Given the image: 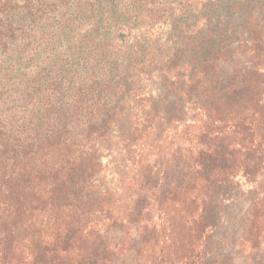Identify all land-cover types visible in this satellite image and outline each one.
<instances>
[{"label":"trees","instance_id":"1","mask_svg":"<svg viewBox=\"0 0 264 264\" xmlns=\"http://www.w3.org/2000/svg\"><path fill=\"white\" fill-rule=\"evenodd\" d=\"M233 252L264 264V0H0V264Z\"/></svg>","mask_w":264,"mask_h":264},{"label":"rangeland","instance_id":"2","mask_svg":"<svg viewBox=\"0 0 264 264\" xmlns=\"http://www.w3.org/2000/svg\"><path fill=\"white\" fill-rule=\"evenodd\" d=\"M144 84L142 91H154L155 88L153 86L154 81H157L159 83L158 79H144ZM245 189V188H244ZM242 188V190H244ZM248 204L245 203L243 201V198L240 199V201L238 202V204L236 206L233 207L232 212H233V219L231 220V222L226 226L228 227V229H230V232H234L233 236V240L235 238V240L237 239L238 235H240V229H239V221L242 217V215L244 214L245 210L247 209ZM230 227V228H229ZM226 230V228H224ZM225 238L224 240L226 239ZM229 238V236H227ZM230 239V238H229ZM237 254L235 252L232 253V263L233 264H259L257 261H255L254 259H250V257H248V255L246 254H242L240 253V255L236 256Z\"/></svg>","mask_w":264,"mask_h":264}]
</instances>
